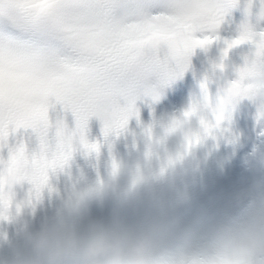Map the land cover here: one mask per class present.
<instances>
[{
	"label": "snow or ice",
	"instance_id": "obj_1",
	"mask_svg": "<svg viewBox=\"0 0 264 264\" xmlns=\"http://www.w3.org/2000/svg\"><path fill=\"white\" fill-rule=\"evenodd\" d=\"M239 3L0 0V219L11 212L16 184L28 181L39 198L49 171L67 159L77 139L89 151L98 150L83 136L91 116L102 120L107 134L125 126L137 95L156 99L158 86L183 73L191 51L211 43L225 14ZM253 3L246 0V10ZM258 15L264 18V0ZM198 32L206 34L198 38ZM244 42L255 45L253 55L218 90L216 108L207 105L216 125L240 98L257 100L264 114V30L243 23L238 35L225 41L214 70L222 71L229 50ZM209 80L202 87L207 89ZM56 103L72 111L76 128L53 124L49 110Z\"/></svg>",
	"mask_w": 264,
	"mask_h": 264
},
{
	"label": "clouds",
	"instance_id": "obj_2",
	"mask_svg": "<svg viewBox=\"0 0 264 264\" xmlns=\"http://www.w3.org/2000/svg\"><path fill=\"white\" fill-rule=\"evenodd\" d=\"M207 105L205 91L190 115L147 129L141 146L94 177L81 167L63 191L47 182L46 211L41 196L21 200L0 219V264H264V195L236 213L194 205L191 184L214 137ZM105 207L106 216L94 215Z\"/></svg>",
	"mask_w": 264,
	"mask_h": 264
}]
</instances>
